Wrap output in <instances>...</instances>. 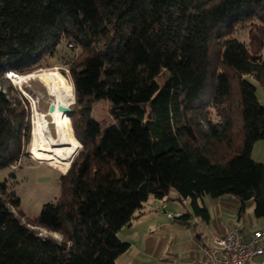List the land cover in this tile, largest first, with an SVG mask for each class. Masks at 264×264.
<instances>
[{
	"label": "trees",
	"instance_id": "obj_1",
	"mask_svg": "<svg viewBox=\"0 0 264 264\" xmlns=\"http://www.w3.org/2000/svg\"><path fill=\"white\" fill-rule=\"evenodd\" d=\"M263 49L264 0H0V169L29 157L31 140L9 71L68 70L82 145L35 219L0 182V264H117L130 247L118 231L172 190L192 206L173 217L184 222L210 220L206 195L236 196L240 214L253 199L264 217V162L252 157L264 105L250 80L264 86Z\"/></svg>",
	"mask_w": 264,
	"mask_h": 264
},
{
	"label": "rangeland",
	"instance_id": "obj_2",
	"mask_svg": "<svg viewBox=\"0 0 264 264\" xmlns=\"http://www.w3.org/2000/svg\"><path fill=\"white\" fill-rule=\"evenodd\" d=\"M234 35L239 40L248 42L247 28H241ZM262 53L264 55V49ZM59 63L55 62V67L43 68L31 74L57 69L69 81L70 96L74 103L75 92L73 84L67 76L68 70H62ZM31 74H27L28 78L22 84L16 79H10V81L24 97L27 93L34 98L37 110L46 113L51 96L44 83L39 80L40 78L30 77ZM20 76L22 75L20 74ZM250 80L256 85L257 97L260 103L264 105V86L254 78H250ZM108 106L106 101L96 102L94 107L96 116H108ZM35 113L36 111H32L31 114V140L26 147L29 157L22 158L20 166L16 170L10 167L0 169V182L8 180L11 189L20 198L19 210L27 219L37 218L43 205L55 201L61 194L60 176L64 174L55 168L56 166L53 167L47 163L46 154L33 152L32 138ZM47 119L50 122V127L53 128L54 124L51 118L47 116ZM81 147L82 145L79 149ZM255 151L256 156H254L255 158L252 156L253 159L264 162V139L257 142ZM200 203H204L209 209L210 220L197 217L204 222L196 218L190 222H184L173 218L170 214L178 215L192 212L190 202L185 203L180 200L174 190L164 199L156 198L150 194L144 203L142 212H138L130 225H126L118 231L120 239L130 243V247L117 258V264H188L194 254L199 252L200 226H205L202 229L203 232L211 231L219 234L224 229V224L250 227L251 224L255 225L264 219L255 216L253 199L246 202V208L242 214L239 213L240 200L232 194H224L219 197L206 195L200 199ZM208 223H210V228L207 226ZM209 232L206 233L205 237L211 239L214 233Z\"/></svg>",
	"mask_w": 264,
	"mask_h": 264
},
{
	"label": "bare ground",
	"instance_id": "obj_3",
	"mask_svg": "<svg viewBox=\"0 0 264 264\" xmlns=\"http://www.w3.org/2000/svg\"><path fill=\"white\" fill-rule=\"evenodd\" d=\"M18 76L14 80L16 79L21 84L28 78V75L18 74ZM30 77L40 78L39 80L44 83L51 96L50 102L67 106L73 103L69 81L57 69L31 74ZM47 114L36 110L33 126V152L46 154L47 163L67 172L81 144L73 134L69 114L58 109L50 113L53 128L50 127Z\"/></svg>",
	"mask_w": 264,
	"mask_h": 264
},
{
	"label": "built area",
	"instance_id": "obj_4",
	"mask_svg": "<svg viewBox=\"0 0 264 264\" xmlns=\"http://www.w3.org/2000/svg\"><path fill=\"white\" fill-rule=\"evenodd\" d=\"M7 77L14 80L19 76L17 73L9 71ZM25 96L32 111H36L34 98L27 93ZM19 165L16 163L12 168L16 170ZM201 251L202 256L194 259L191 264H264V228L245 236L240 226H234L224 236H213L202 245ZM259 257H261L260 262L257 261Z\"/></svg>",
	"mask_w": 264,
	"mask_h": 264
},
{
	"label": "crops",
	"instance_id": "obj_5",
	"mask_svg": "<svg viewBox=\"0 0 264 264\" xmlns=\"http://www.w3.org/2000/svg\"><path fill=\"white\" fill-rule=\"evenodd\" d=\"M256 146H257V142L255 143V145H254V148H253V151H252V156L254 157V156H256ZM255 158V157H254ZM256 159H258V158H256ZM49 164V163H48ZM51 166H53V167H55L54 165H51ZM57 168V167H56ZM58 170L59 171H61V172H63L61 169H59L58 168ZM63 173H65V172H63ZM194 218H196V219H198V220H201V219H199V218H197V216H190L189 217V222L192 220V219H194ZM262 218H264V217H262ZM201 221H203V220H201ZM204 222V221H203ZM202 222V224H204ZM197 225H199L198 223H197ZM209 228H210V223H208V225H207ZM233 226L230 224V225H227V224H224V229L223 230H221V232L219 233V234H217V233H214V232H209V233H214V236H218V237H221V236H224V235H226V233L228 232V230L229 229H231ZM242 229H243V232H244V235L245 236H249L251 233H253L254 231H256V230H259V229H262V228H264V219H261V221H259L258 223H256L255 225L253 224H251L250 225V227H247L246 225H243V226H240ZM205 228V226H200V229H201V231H200V233H199V236H200V242H199V252L197 253V254H194V256L190 259V261L188 262V264H191L192 263V261L194 260V259H196V258H199V257H201L202 256V251H201V247H202V245L203 244H205L206 242H208L209 240H210V238H208L207 236L205 237V235H206V233H208L207 231H202V229H204ZM207 228V227H206ZM260 260H261V257H259L258 259H257V261L258 262H260Z\"/></svg>",
	"mask_w": 264,
	"mask_h": 264
},
{
	"label": "water",
	"instance_id": "obj_6",
	"mask_svg": "<svg viewBox=\"0 0 264 264\" xmlns=\"http://www.w3.org/2000/svg\"><path fill=\"white\" fill-rule=\"evenodd\" d=\"M55 109H58L59 111H61V112H63V113H67V114H70V111H71V108H70V106H67V105H64V104H59V105H56V103H54V102H50L49 103V106H48V109H47V115L48 116H50V113H52V112H54L55 111ZM53 121V120H52ZM80 149H78V151H79ZM78 151H77V153H78ZM76 153V154H77ZM29 154H30V152H29ZM76 154H75V156H76ZM74 156V157H75ZM74 157H73V159H74ZM73 159H72V161H73ZM72 163V162H71Z\"/></svg>",
	"mask_w": 264,
	"mask_h": 264
},
{
	"label": "clouds",
	"instance_id": "obj_7",
	"mask_svg": "<svg viewBox=\"0 0 264 264\" xmlns=\"http://www.w3.org/2000/svg\"><path fill=\"white\" fill-rule=\"evenodd\" d=\"M50 117V116H49ZM51 118V117H50Z\"/></svg>",
	"mask_w": 264,
	"mask_h": 264
}]
</instances>
